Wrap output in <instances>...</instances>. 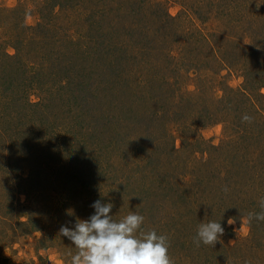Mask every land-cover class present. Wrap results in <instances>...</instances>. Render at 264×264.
<instances>
[{
	"label": "rangeland",
	"instance_id": "374dc122",
	"mask_svg": "<svg viewBox=\"0 0 264 264\" xmlns=\"http://www.w3.org/2000/svg\"><path fill=\"white\" fill-rule=\"evenodd\" d=\"M145 1L143 24L131 0L123 9L88 0L83 14L61 20V33L76 40L61 42L56 60L47 47L45 85L30 95L42 103L43 131L18 138L14 152L25 163L0 173V264H68L76 249L59 228L87 218L97 199L113 203L116 220L143 215L145 230L168 237L173 264H252L254 219L235 202H252V182L259 186L240 160L258 154L252 169L264 167V0ZM52 9L0 0V50L16 54L15 34ZM189 142L205 150L199 159L165 158ZM231 150L236 158L224 166ZM207 220L221 221L224 233L197 246V225Z\"/></svg>",
	"mask_w": 264,
	"mask_h": 264
},
{
	"label": "trees",
	"instance_id": "16d2710c",
	"mask_svg": "<svg viewBox=\"0 0 264 264\" xmlns=\"http://www.w3.org/2000/svg\"><path fill=\"white\" fill-rule=\"evenodd\" d=\"M43 1L45 4L49 5V7L53 8L51 12L52 14H40L39 22L36 24V26H30L27 24L22 26L23 30L15 34L13 37L14 43L10 44L15 47L16 54L12 55L4 50H0V173L3 177L4 173L10 174L12 169H16L25 163L26 157L21 154L19 156V153L15 154L14 152L20 144L19 142L15 143L18 138L24 135L25 139L23 140V143H25L26 138L29 137L33 131L36 132L37 125L40 127L38 131H43L42 123L39 122L41 121L39 108L42 106V103L31 101L30 95H32L33 91L38 90L45 85V82L44 84L42 82V76L45 70L42 59L46 57L45 55L47 53L45 50H47L48 46L52 45L51 58L56 60L60 56V43L64 40L68 42H73L76 40V36H73L72 34L67 35V33H61L62 31L67 30L61 20L67 17L70 18L68 15H66L67 13L71 15H75L76 13L83 14L82 8H85L88 5L85 4V2L88 0ZM115 3L123 9L121 6V4H123V0H115ZM145 3V0H131L130 8L137 12L135 15H133L138 22L140 21L139 23L141 24L144 23L145 17L141 15V12L139 16L138 9H140ZM3 10L8 11L10 9L5 8ZM63 14L64 18H61ZM50 26L55 28V33H51L49 28ZM31 46L36 47L35 52H33V57L31 56ZM52 73H54V71ZM57 75L61 77L60 71L57 72ZM254 106L257 107L256 105ZM256 109L258 111L260 108L257 107ZM28 112L33 113V116L32 121L26 123L25 118ZM244 135L245 137H248L250 135V130L245 131ZM9 138L12 142L14 141V143L11 145L3 144L4 142L10 143L8 142ZM193 145L194 144H191V142L186 144L184 143L181 149H177L176 145L173 144V150L165 158L173 155L174 159L177 157V159L179 158L180 161L184 160L185 163H191L189 161L190 157H198L199 159L201 156H198V154L205 152L202 147L196 148ZM233 153L234 152L231 150L228 154L224 152V156H221V160H226L223 162L224 166H227L225 163L229 162L227 156H232L234 159L236 158ZM259 158L260 157L258 154H254L252 155V159L245 158L244 162L243 160H240L244 169L242 172H246L244 174L252 172V177L255 179V181H259V186L256 187L252 182V191H257V194L254 195L255 198L252 199V202L248 204L247 202L249 200H245L243 202L238 200L235 202L237 207L239 206V208L235 209V211H238L239 213H242L246 216L248 213L261 211L258 201L261 197H264V184H262L259 179L260 177L264 178V167L260 168L258 172H255L252 169V166L256 164L254 161ZM203 161L209 162L208 159L205 158L200 162ZM236 174L237 173H233L231 177L225 175L221 178L229 182L230 178H236ZM246 179L247 177L244 178V181ZM235 182H240V179H236ZM236 187L239 188L238 186ZM248 188L249 187H246L245 189L247 190ZM240 190H242V188H240ZM238 202L241 203L238 205ZM173 203L174 202L171 199L164 201L165 210L170 209V207L172 208ZM235 211L233 213L234 215H236ZM34 229V231L38 230L36 226ZM263 230L264 221H258L254 219L252 228L254 241L250 243L252 244V258H254L252 264H264V245H262V242H258L262 237L264 238V236L260 234V232H263ZM1 260L7 262V258H3V256H0V261Z\"/></svg>",
	"mask_w": 264,
	"mask_h": 264
},
{
	"label": "clouds",
	"instance_id": "9594fccd",
	"mask_svg": "<svg viewBox=\"0 0 264 264\" xmlns=\"http://www.w3.org/2000/svg\"><path fill=\"white\" fill-rule=\"evenodd\" d=\"M242 119L250 121L251 117L245 115ZM258 204L261 211L248 213L249 221H264V197ZM90 207L94 211L87 218L75 217L59 228V234L76 249L66 257L68 264H173L168 254V237L154 229L145 230L143 215L129 212L116 220L111 211L113 203L101 199ZM223 233L221 221L207 220L197 225L194 243L214 246Z\"/></svg>",
	"mask_w": 264,
	"mask_h": 264
}]
</instances>
